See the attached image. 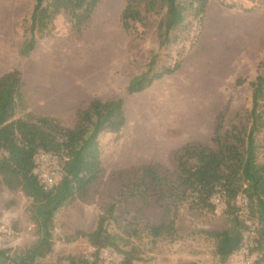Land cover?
<instances>
[{
    "label": "rangeland",
    "instance_id": "rangeland-1",
    "mask_svg": "<svg viewBox=\"0 0 264 264\" xmlns=\"http://www.w3.org/2000/svg\"><path fill=\"white\" fill-rule=\"evenodd\" d=\"M33 2L0 0V75L12 68L20 70L27 110L72 125L74 110L85 108L90 98L120 97L126 117L118 133L99 135L103 176L86 197L67 203L56 213L53 251L38 264H69L70 260L81 264L84 258L96 264H119L122 256L111 248L101 249L94 258L85 237L70 238L76 230L94 228L102 207L117 198L122 184L138 167L150 165L174 183L176 149L190 141L216 149L214 117L226 104L223 136L230 133L231 125H249L248 82L258 66L264 70V0H209L202 22L193 20L186 36L172 48L185 51L181 67L132 94L125 86L143 69L145 50L155 46L156 37L152 31L140 36L121 28L122 0H100L79 38L72 35L65 16L57 15L49 35L38 38L31 53L22 56L18 49ZM238 77L245 79L241 85H235ZM256 142L257 160L264 162V132L256 135ZM50 160L51 166H61L58 156L51 155ZM156 196L153 191V199ZM29 202L21 191L0 186L2 248L20 249L36 239L26 214ZM170 202L169 198L156 202L144 208L143 215L135 212L131 201L118 207L109 229L124 236L127 243L122 248H136L132 264H219L215 240L206 231L228 226L222 212L225 206L216 204L214 210L180 206L174 235H150L145 224L157 223ZM241 216H246L245 210ZM247 222L248 229H255V219ZM248 229L243 241L252 244L250 256L252 264H257L260 255L251 250L257 234ZM224 264H240L235 252Z\"/></svg>",
    "mask_w": 264,
    "mask_h": 264
},
{
    "label": "trees",
    "instance_id": "trees-1",
    "mask_svg": "<svg viewBox=\"0 0 264 264\" xmlns=\"http://www.w3.org/2000/svg\"><path fill=\"white\" fill-rule=\"evenodd\" d=\"M100 0H34L28 19H25L24 38L18 49L28 56L38 38L49 35L57 15H64L74 38L82 35ZM119 23L123 30L144 36L149 31L156 44L145 50L143 69L133 75L125 86L129 94L141 92L180 67L185 51L172 50L186 36L193 20L202 22L209 0H122ZM141 29V30H140ZM261 65V64H260ZM261 67V66H260ZM258 66L249 80L250 108L247 127L231 125L230 133L222 135L228 105L214 117L216 149L200 141H190L176 149V179L171 182L150 165L134 170L129 181L122 184L118 196L107 202L97 216L92 230H76L70 238L85 237L93 247L94 258L106 247L121 254L119 264H132L137 258L134 246L124 249V236L109 229L118 207L128 202L136 205L143 215L144 208L171 199L162 210L157 223H146L154 237L174 235L175 215L180 206L189 209L214 210L213 196L219 195L228 226L206 231L215 240L219 264L239 249L248 220H256V240L251 250L264 262V162L257 160L256 135L264 132V70ZM245 79L238 77L235 85ZM21 72L12 68L0 75V186L21 191L30 199L26 207L28 219L34 226L36 239L29 246L11 250L0 246V264H38L53 251V229L56 213L67 203L87 196L103 176L99 135L118 133L125 124L123 100L120 97H92L85 108L74 110L72 125L61 123L53 115H40L27 110ZM22 112L21 116H16ZM56 155L61 159L62 175L45 190L34 173L38 152ZM157 195L155 199L152 192ZM247 199L245 206L237 202L238 195ZM246 216H241L242 211ZM81 264H96V260L81 259ZM69 264H75L70 260Z\"/></svg>",
    "mask_w": 264,
    "mask_h": 264
},
{
    "label": "built area",
    "instance_id": "built-area-1",
    "mask_svg": "<svg viewBox=\"0 0 264 264\" xmlns=\"http://www.w3.org/2000/svg\"><path fill=\"white\" fill-rule=\"evenodd\" d=\"M50 156L51 155L41 151L38 152L35 157L34 173L37 175L39 183L45 190L55 185L62 175L61 167L55 168L54 166H51ZM237 200L243 206L247 204V199L242 194L237 196ZM213 202L222 207L224 206L221 197L217 194L213 196ZM248 231L252 234L256 232L254 228H249ZM251 245V243L243 241L239 249L235 251V259L239 260L240 264H252V257L250 256Z\"/></svg>",
    "mask_w": 264,
    "mask_h": 264
}]
</instances>
